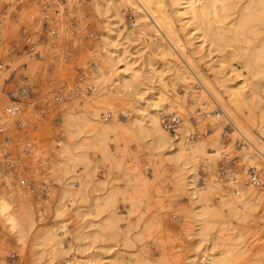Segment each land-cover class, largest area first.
Segmentation results:
<instances>
[{
    "label": "rangeland",
    "instance_id": "374dc122",
    "mask_svg": "<svg viewBox=\"0 0 264 264\" xmlns=\"http://www.w3.org/2000/svg\"><path fill=\"white\" fill-rule=\"evenodd\" d=\"M237 1L226 23L247 0ZM186 25L176 22L185 53L215 90H224L222 76L227 78L223 84L247 95L248 84L256 86L248 104L251 119L243 126L264 143V85L255 82L256 77L242 83L243 75L235 77L228 70L230 64L237 66L229 56L232 46L224 47L222 56L229 65L223 68L216 52L209 51L201 37L193 40L194 30ZM52 26L59 32L53 40L48 32ZM262 26L259 36L249 35L250 48L264 40ZM106 33L109 51L102 47ZM150 38L124 0H0V127L5 130L0 132V211L6 206L4 211L13 213L17 223L9 226L0 212V264H63L73 256L92 264H264L263 167L257 169L261 184L253 186L245 173L252 164L240 152L251 148L250 155L263 164L264 159L247 146L216 103L203 110L195 105L191 92L202 88L195 71L177 58V50L174 56L158 52ZM29 46L37 55H28ZM170 62L185 65L192 77L176 79ZM123 68L127 74L139 72L126 89L116 81ZM98 71H108L101 85L94 82ZM22 87L29 94L20 103L19 117H8L4 110L10 96H17ZM60 87L72 95L56 101L54 92ZM159 94L176 98L184 110L167 109L168 100L157 106ZM158 109L162 125L185 112L188 128L182 136L202 154L195 153L182 165V159L174 157L177 135L156 148L151 141L157 133L141 139L135 135L133 121L150 127L148 113ZM86 136H92L93 145L88 140L87 146L77 147ZM82 152L89 162L83 167L78 158ZM193 165L198 188L204 189L211 178L219 183L204 202L210 223L202 235L197 234L195 213L204 205L185 184ZM238 173L244 178L237 179ZM21 179L33 183L35 190L26 189ZM233 181L261 188V195L232 212L221 202L230 197ZM108 192L113 197L105 207ZM111 219L115 229L104 230L102 224ZM49 233L63 238V250L54 242L41 244L42 235Z\"/></svg>",
    "mask_w": 264,
    "mask_h": 264
},
{
    "label": "bare ground",
    "instance_id": "6f19581e",
    "mask_svg": "<svg viewBox=\"0 0 264 264\" xmlns=\"http://www.w3.org/2000/svg\"><path fill=\"white\" fill-rule=\"evenodd\" d=\"M128 4H130L135 13L137 14V18L141 20L142 27L148 34L150 35V39L152 45L155 47L158 52L161 54H167L170 56H174V53L177 50L180 53V57L183 58L186 63V67L192 68L195 71V75L201 85V89L199 91L191 92L193 97V101L195 105L199 106L200 110L208 109L212 106V101L216 103L221 112H223L226 119H229L233 128L241 134V136L247 141L252 149H254L261 158L264 159V143H259L252 134L244 127L245 121H250L251 119V111L248 106L249 101L252 100L253 96L257 94L256 86L253 84H248V81L253 77H256V80H259L262 85H264V65L261 63L264 61V40L261 39L258 45H253V47L248 46V42L250 41V36L258 35L260 29H258V25L262 24L264 26V0H245L242 7H239V12L237 11V15L234 18L230 19L229 23H226L225 20L229 18L231 12L233 13L237 0H124ZM95 4H99V0H95ZM241 8V9H240ZM236 9V8H235ZM236 14V12H235ZM182 21L183 24H187L186 26L190 27V31L194 30L193 40L201 37L200 42L205 43L207 49L209 51H214L219 58V62L223 68H226L223 64L229 61L228 58L225 59L222 56L224 51V47L227 45L232 46V49L229 51V56L232 59L236 60L237 66L227 63L229 65L228 70L234 72V76L243 75L242 83L245 85H250V94L247 95L246 92H241V90L234 85H225L223 81H227V78L224 76L220 77V83H222V87L224 90L221 92L217 91L212 87L210 81L204 77L199 71H197L195 64L192 59L185 53V42L178 35L176 22ZM229 24V26H227ZM262 26V28H263ZM229 32L230 35H227ZM262 32V31H261ZM164 35V36H163ZM250 35V36H249ZM259 36V35H258ZM257 36V38H258ZM166 41H164L165 39ZM256 38V37H255ZM102 47L109 51V48L106 47L109 45L110 36L108 33L102 38ZM235 41L242 42V45L233 46L231 43ZM248 43V44H247ZM247 45V47L245 46ZM175 49V50H174ZM173 50V51H172ZM175 51V52H174ZM228 51V50H227ZM174 52V53H173ZM176 54V53H175ZM224 54V53H223ZM179 54H177L178 56ZM223 57V58H222ZM177 59V60H179ZM124 59H121L123 61ZM182 60V59H181ZM182 60V61H183ZM232 61V60H231ZM234 62V61H233ZM171 63V62H170ZM184 64V63H183ZM126 65L125 63L123 64ZM173 66L176 79L181 81H186L192 76L188 73V69L185 68V65H176L174 62L169 64ZM126 67V66H125ZM128 69V68H126ZM125 69V70H126ZM122 71L117 74L116 81L118 87L121 89H126L132 85V78H135L139 75L138 71H132L130 74L125 73L124 68ZM108 71H98L94 77V82L97 85H101L103 82V77L107 74ZM93 79V78H92ZM208 95V96H207ZM210 96V98H209ZM167 101V109L168 108H176L179 112L184 108L182 107L181 102H178L176 98L164 97L163 94H159L157 97V106H160L159 103ZM181 109V110H179ZM264 110V107H263ZM201 112V111H200ZM185 113V112H184ZM182 114L181 120H183L182 125L176 128L173 131H167L162 125V119L160 117V109H158L153 114H149V123L150 127L143 126L140 121H133L132 129L137 137L144 138L146 136H150L154 133H157V136H152L151 147L156 148L160 147L168 138L172 136H178L179 142L175 143L176 151H175V159H182L181 164H187L190 162V158L192 160V155H197L195 153H201V150L195 145H191L189 140H185L182 133L187 130L188 121L186 118V114ZM216 113V111H215ZM207 114V113H206ZM209 115V114H208ZM222 115V113H221ZM216 116V115H215ZM220 116V112L217 114ZM240 118V120H239ZM218 120V118H215ZM214 119V120H215ZM213 120V119H212ZM216 122V121H215ZM243 122V124L241 123ZM96 123L99 125L102 123L99 119L96 120ZM244 125V126H243ZM79 127V126H77ZM76 131V129H74ZM237 132H231L237 133ZM133 133V135H134ZM235 134H233L235 136ZM232 135V137H233ZM238 135V134H237ZM240 136V135H239ZM134 137V136H133ZM92 136L84 137L80 143H77V147H85L89 141L92 143ZM183 139L185 141H183ZM89 140V141H88ZM212 143H217L219 147L222 146L221 142L218 140H211ZM247 148V147H246ZM251 149V148H250ZM241 151V155H243L244 159L252 164L251 168L257 173V169L261 166L263 167V173L261 180H264V164L257 159L256 156L250 155L251 150ZM105 149L103 147L102 152L104 153ZM239 153V154H240ZM202 154V153H201ZM200 154V155H201ZM203 155L206 156L205 153ZM202 156V155H201ZM81 164L89 163L86 158V154L82 152L78 156ZM208 158V156L206 157ZM210 159V158H209ZM194 160V159H193ZM83 161V162H82ZM82 162V163H81ZM66 164V162L64 163ZM86 165V164H84ZM73 166V165H72ZM68 167V166H67ZM76 167V166H75ZM74 167V168H75ZM83 167V166H82ZM65 169V168H63ZM86 169V166L85 168ZM74 170V169H73ZM69 169L66 170V172ZM189 171H192L188 176V180L186 181V185L189 186V189L194 195L197 202H199L203 206V210L196 212L195 216L198 217V229L197 234H205L206 229L209 226V221L206 219V215L208 214L209 205L204 202L208 199V194L212 192V190L216 189L218 182L214 179H209L206 182L204 189L203 187L198 188L195 182L196 179V168L194 165L190 167ZM77 172V171H76ZM80 172V171H79ZM87 172V171H86ZM249 171L246 170L245 173ZM79 175V174H78ZM81 176V175H80ZM237 179L244 178L245 174H237ZM77 183L79 180L76 181ZM230 197H225L222 200V205H227L232 212H236L238 208H241L246 199L256 198L261 195V188L252 187V185L245 186L238 181H233V189ZM214 192V191H213ZM190 193V194H191ZM113 197L111 192L106 193L104 197V206L108 207L109 202ZM228 196V195H227ZM222 198V196L220 197ZM113 199V198H112ZM6 206L1 205V215L3 219L9 226L15 227L17 225L16 218L13 213L9 211H4ZM209 215V214H208ZM114 217V215H112ZM112 219L107 223L102 224V228L107 231H113L115 226H113ZM41 244L45 246L50 245L51 242H54L57 246L59 245L60 249H62L63 238L59 234H46L42 235ZM125 242V241H124ZM128 242V241H127ZM63 250V249H62ZM64 252V251H63ZM52 253H57L56 250L52 251ZM86 258V257H85ZM53 259V254H51L49 260ZM224 259V258H223ZM231 259V258H230ZM147 260V259H146ZM145 261V260H144ZM143 261V262H144ZM114 262V261H113ZM112 261L107 262L106 264H114ZM140 262V263H143ZM93 261L89 259H82V257H72L63 262V264H92ZM148 263V262H147ZM189 264H200L197 262H191ZM201 264H204L202 262ZM222 264V263H221ZM229 264V263H227Z\"/></svg>",
    "mask_w": 264,
    "mask_h": 264
},
{
    "label": "built area",
    "instance_id": "2783aa9c",
    "mask_svg": "<svg viewBox=\"0 0 264 264\" xmlns=\"http://www.w3.org/2000/svg\"><path fill=\"white\" fill-rule=\"evenodd\" d=\"M50 39L53 40L59 36V32L56 29L55 26H52L48 29ZM29 39H27L28 41ZM25 51L28 53L29 56L37 55V52H33V47L29 46L25 48ZM3 67L2 60L0 58V69ZM7 80V79H5ZM90 88V87H89ZM28 88L27 87H22L18 91L17 96H10L11 97V104L5 107V113L7 114L8 117H19V114L21 112L20 108V103L22 102V99L28 96ZM72 94L71 92H67L63 87L57 88L54 92V99L56 101H61L64 98L70 97ZM108 115L105 116L104 114V119H106ZM181 118L179 116H171L169 118H166L163 121V125L167 130H174L179 124H180ZM25 123L20 122V125L23 126ZM5 130L3 127H0V132L3 133ZM197 130H195L196 134ZM249 181L253 186H259L261 184L260 178L258 176V173H255V171L251 168L249 169ZM20 184L26 187L30 192H33L35 190V186L31 182H27L24 179L20 180Z\"/></svg>",
    "mask_w": 264,
    "mask_h": 264
}]
</instances>
